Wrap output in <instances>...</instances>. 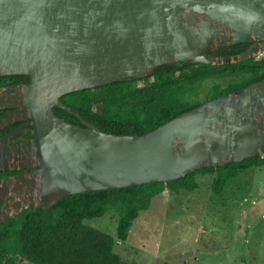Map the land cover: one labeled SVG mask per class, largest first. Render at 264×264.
Here are the masks:
<instances>
[{"label":"water","instance_id":"95a60500","mask_svg":"<svg viewBox=\"0 0 264 264\" xmlns=\"http://www.w3.org/2000/svg\"><path fill=\"white\" fill-rule=\"evenodd\" d=\"M233 44L251 45L235 56L206 55ZM261 54L264 0H0V78L29 77L0 89V110H10L0 130L27 122L28 163L36 168L0 180V225L72 195L169 183L264 157V81L143 135L103 132L79 112L84 126L53 113L73 112L64 95L142 79L163 65L219 66ZM11 139L2 142L11 147ZM5 158L0 151V173L28 165L16 157L10 167Z\"/></svg>","mask_w":264,"mask_h":264},{"label":"trees","instance_id":"16d2710c","mask_svg":"<svg viewBox=\"0 0 264 264\" xmlns=\"http://www.w3.org/2000/svg\"><path fill=\"white\" fill-rule=\"evenodd\" d=\"M249 46H218L206 55L235 56ZM0 81L14 85L28 82L29 77L9 76ZM263 81L264 57L219 66L169 64L156 68L142 79L114 82L64 95L61 101L73 112L53 108V113L71 124L84 126L76 116L79 112L83 119L103 132L143 135L206 102L237 94ZM209 83L212 85L202 101L200 91ZM261 167H264V157L257 155L239 163L207 167L174 182L72 195L47 210L29 207L0 225V264H123L122 258L114 252L115 239L85 225L86 220L116 211L118 239L124 242L133 223L165 188L174 192H194L199 188L197 175L210 174L214 176L212 190L220 194L229 179L242 171Z\"/></svg>","mask_w":264,"mask_h":264},{"label":"rangeland","instance_id":"374dc122","mask_svg":"<svg viewBox=\"0 0 264 264\" xmlns=\"http://www.w3.org/2000/svg\"><path fill=\"white\" fill-rule=\"evenodd\" d=\"M211 85L202 87L200 100ZM213 179L197 175L194 192L165 188L124 242L116 211L85 225L115 239L123 264H264V167L242 171L220 194L212 190Z\"/></svg>","mask_w":264,"mask_h":264},{"label":"flooded vegetation","instance_id":"af4514ba","mask_svg":"<svg viewBox=\"0 0 264 264\" xmlns=\"http://www.w3.org/2000/svg\"><path fill=\"white\" fill-rule=\"evenodd\" d=\"M258 42V41H255ZM251 45V44H249ZM250 47V46H249ZM258 59V58H257ZM9 77V76H8ZM3 78V77H2ZM2 86L0 87V89L2 88H12L15 87L17 85H21V84H25V83H19V84H7L6 82H2L0 81ZM27 83V82H26ZM10 112V110H0V117L8 114ZM27 124V122H19V123H14L2 130H0V151L6 153V158L5 160H9L10 163V167H12L13 165V161L16 157L20 158V161L24 164H28L27 167L23 168V169H19V170H14V169H9L7 171H3L0 173V180H7L13 177H19L22 176L25 172H29V173H33L36 168L32 167V165L28 162H30L31 159L28 158L29 156V152H28V148H27V141H29L32 136L28 135L26 132H28L30 129H32L31 127L25 126ZM23 130L22 133H18V130L21 129ZM5 136H11L12 139L10 141H12V145L11 147H6L4 145V143L2 142V138H4ZM5 149H7L8 151H6ZM18 150H22L23 154L19 155ZM18 161V160H17ZM18 164V162H17ZM1 207V204H0Z\"/></svg>","mask_w":264,"mask_h":264},{"label":"built area","instance_id":"2783aa9c","mask_svg":"<svg viewBox=\"0 0 264 264\" xmlns=\"http://www.w3.org/2000/svg\"><path fill=\"white\" fill-rule=\"evenodd\" d=\"M261 55H263V54H261ZM258 59H261V58H258Z\"/></svg>","mask_w":264,"mask_h":264}]
</instances>
